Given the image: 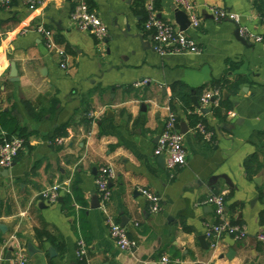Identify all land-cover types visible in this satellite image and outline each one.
I'll return each mask as SVG.
<instances>
[{"label":"crops","instance_id":"obj_1","mask_svg":"<svg viewBox=\"0 0 264 264\" xmlns=\"http://www.w3.org/2000/svg\"><path fill=\"white\" fill-rule=\"evenodd\" d=\"M80 1L44 0L34 11L21 0L0 5V138L23 132L26 139L11 168H0V264H11L16 244L39 251L27 253L30 264H83L78 239L87 245L90 264H161L163 257L168 264H264V245L256 240L264 233V171L249 179L243 168L255 153L264 159V0H192L202 22L186 34L199 52L165 57L153 50L151 32L143 28L145 0H92L107 28L103 43L71 22ZM158 4L159 18L179 29L173 0ZM206 6L226 9L239 21L215 22ZM39 23L64 50L66 69L34 32ZM237 26L261 41L242 44ZM137 34L150 43L146 50L132 38ZM238 78L245 83L235 94H220L232 104L224 120L213 115L214 102L201 107V96L217 90L213 82ZM142 81L148 82L135 86ZM176 83L189 89L193 113L212 134L209 141L173 100ZM192 97L208 114L194 107ZM170 112L184 132L187 159L174 172L153 154ZM102 167L114 171L108 210L133 242L131 251L118 250L99 205L92 206L99 204L95 177ZM75 181L84 206L74 202L69 213L63 201ZM56 185L69 192L53 204L39 198ZM140 189L159 197L157 213ZM212 194L224 195L226 218L247 232L242 240L223 236L215 251L205 233L217 218L202 204ZM36 229L54 236L55 244L36 239Z\"/></svg>","mask_w":264,"mask_h":264},{"label":"built area","instance_id":"obj_2","mask_svg":"<svg viewBox=\"0 0 264 264\" xmlns=\"http://www.w3.org/2000/svg\"><path fill=\"white\" fill-rule=\"evenodd\" d=\"M12 0H0V5L8 8ZM22 3L31 11L37 6L43 4L44 0H21ZM176 10L183 12L189 22L188 29H196L201 25L202 16L198 12L197 5L192 0H173ZM206 13L215 22H234L238 23L239 17L226 10L212 6H206ZM146 18L143 28L151 32V42L153 50L159 55L165 57L169 55H190L197 54L199 49L194 41L189 38L186 31H180L172 23L159 18L154 8V0H145ZM73 25L80 31L87 32L93 36L99 43H103L107 37V28L101 22L94 10L90 9L84 1L77 3L70 15ZM34 32L44 39L45 47L48 51L54 53L59 60V68L66 69V58L63 49L59 48L53 41V32L44 24L39 23L34 27ZM25 33L26 30L21 31ZM240 35L248 40L260 42L261 38L250 35L245 29H240ZM148 81H142L135 86H142ZM219 96L217 90L206 91L200 98V105L207 106L213 103L215 98ZM91 116V115H90ZM195 131L206 141L211 139L212 134L207 131L204 125L198 124ZM24 141L18 136L0 138V168L8 170L11 168L15 158L23 148ZM155 157H163L165 168L169 172H174L186 164V150L183 145V135L177 128V117L170 112L164 123L163 129L157 139L155 149L153 151ZM114 171L110 167H102L96 174L95 186L99 198V209L102 212L108 233L115 246L120 251H131L133 242L127 237L126 230L120 223L110 214L108 203L111 198L110 181L114 178ZM68 186L56 185L42 191L38 196L49 204L56 203L61 194L68 193ZM144 199L149 203L151 212L157 213L160 209L159 197L146 190H139ZM213 208L217 222L210 225L206 229L205 237L209 240V248L215 251L219 245L221 238L225 235L230 236L234 240H242L246 237L247 232L244 226L232 224L225 214V198L223 194H212L208 196L202 203ZM256 240L264 245V233L256 235ZM77 257L83 261V264H90L87 260V245L83 239H78ZM168 259L163 257L161 264H168ZM11 264H30L26 249L20 244H16L11 252Z\"/></svg>","mask_w":264,"mask_h":264},{"label":"trees","instance_id":"obj_3","mask_svg":"<svg viewBox=\"0 0 264 264\" xmlns=\"http://www.w3.org/2000/svg\"><path fill=\"white\" fill-rule=\"evenodd\" d=\"M84 2L90 9L93 8V1L92 0H84ZM154 8L156 11L159 10L158 0H154ZM243 83H245L244 78H238L233 82H229V81L224 79L221 81L213 82L211 84L213 89H217L219 91V96L217 98H215L213 106L211 108V111H212L213 115L215 116V118H217L219 120H224L226 118L227 112H229L232 108V104L228 100H224L222 98V96L220 98V94H221L222 90H226L227 92H229L231 94H235L239 90V87ZM172 92H173V100H177V102H180L184 113L188 114L187 117L189 119L191 126L194 127L198 124L204 125L205 122L203 120H201L200 117H198L197 115H195L193 113V109H192L191 104H190V91H189V89L183 84L176 83L172 86ZM171 107L173 108L172 104H171ZM12 121H13V119H12ZM13 122L15 124V126H14L15 130H17L18 128L16 127V122L15 121H13ZM18 130H20V129H18ZM65 134L66 133L63 132V133H60L58 135L64 136ZM259 135H260V137H264V131L261 132ZM11 136L12 135H7L6 137H11ZM17 136L20 137L21 139H23L24 141L26 140L25 137L23 136V132H20L19 134H17ZM243 168H244V171H245L247 178L252 179L258 172L264 171V159H263V161H261L258 153H255V154L249 156L244 161ZM260 191H261V195H262L263 191L262 190H260ZM70 192H71L70 195L66 196L64 198L63 202H64V205H65V208L67 209V211L69 213H73L74 212V207H73L74 202L79 204L81 207L84 206V202L82 201L81 195H80L79 190L77 188V181L72 183V185L70 187ZM261 220H262V216H261ZM35 238L38 240L44 239L53 245L55 244V240H56V238L54 236H52L51 234H49L47 231L40 230V229L35 230Z\"/></svg>","mask_w":264,"mask_h":264},{"label":"water","instance_id":"obj_4","mask_svg":"<svg viewBox=\"0 0 264 264\" xmlns=\"http://www.w3.org/2000/svg\"><path fill=\"white\" fill-rule=\"evenodd\" d=\"M173 17H174L175 24L179 27V30L180 31H186L188 29L189 22H188V19H187L186 15L183 12L175 9L174 12H173ZM126 28L129 29V26L127 25ZM235 37L242 44H246V42L248 40V39L247 40L246 39H243L240 36L239 26H237V30L235 32ZM132 38L139 40L140 46H141V48L143 50H146L147 49V46H149V44H150L149 42L143 41V37L140 34H137L136 36H133ZM105 40H104V42H105ZM10 68H11L10 78L12 80H14V78L16 77V70H15L14 63H11ZM192 103H193L194 107L197 108L198 110H201L202 113L208 114L209 111L207 109H201L200 105L197 102L196 97H192ZM182 126L185 128L184 125H182ZM182 134H184V132H182ZM160 158L165 163L164 158L163 157H160ZM255 182L258 183V180H255ZM59 201H61V199ZM98 205H99L98 204V200H96V201L93 202V205L92 206L98 207ZM0 229L1 230H4V227L2 225H0ZM26 249H27V253H28L29 256H32L35 253H39V251H37L31 244H28L27 247H26ZM47 251L50 254V256H54L55 255V251L53 250V248H49Z\"/></svg>","mask_w":264,"mask_h":264}]
</instances>
